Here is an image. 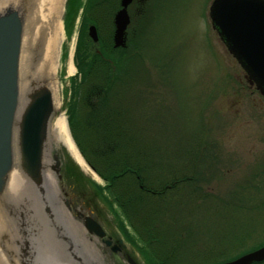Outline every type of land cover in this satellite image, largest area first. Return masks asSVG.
<instances>
[{"label":"rangeland","instance_id":"rangeland-1","mask_svg":"<svg viewBox=\"0 0 264 264\" xmlns=\"http://www.w3.org/2000/svg\"><path fill=\"white\" fill-rule=\"evenodd\" d=\"M212 1L146 0L142 12L132 16L127 40L130 39V45L139 43V52L148 67V73L142 75L146 82L151 81L148 86L152 88L144 87L146 100L142 112L151 119H158L156 125L164 129L167 143L171 141L172 129H176V135L183 140L194 143L198 141V130L205 127L203 142L208 141L207 144L214 147L213 158L208 157L202 164V172L207 177L205 189L237 206L239 213L234 216L249 232L250 236L244 238V247H250L264 238V98L255 88L249 87L242 68L227 53L212 29L209 19ZM80 3L70 36L63 17L60 21L63 39L59 75L63 83L62 112L68 123L72 79L80 80L75 61L80 24L85 15L79 14L84 0ZM105 20L108 26L101 34L106 39L111 31L114 32L110 26L113 17L106 16ZM45 21L48 22V17ZM98 35L100 39V32ZM71 55L76 69L74 75L67 73ZM95 174L98 181L85 176L69 162L64 167L65 185L83 192L94 207L103 208L107 215L111 212L118 216L129 228L138 249H142V243L118 205L106 201L109 194L103 188L107 183ZM219 210L212 209L207 227H203L200 219L191 221L199 228L205 242L233 229L232 217L221 221L217 218V215L220 217ZM226 213L231 214L228 210L224 215ZM224 215L222 211V217ZM0 222L7 223L3 216H0ZM8 234L9 228L5 224L0 234V249L4 251L2 257L9 262ZM89 244L96 253L94 241ZM96 254L103 263V254Z\"/></svg>","mask_w":264,"mask_h":264},{"label":"trees","instance_id":"trees-1","mask_svg":"<svg viewBox=\"0 0 264 264\" xmlns=\"http://www.w3.org/2000/svg\"><path fill=\"white\" fill-rule=\"evenodd\" d=\"M80 7V1L69 0L64 19L69 36ZM84 17L75 53L80 80L72 79L69 125L81 154L107 183L106 201L118 205L142 243L147 262L221 264L264 246L263 238L244 247L250 234L234 216L237 206L205 189L202 164L214 150L203 142L205 127L198 130L194 143L172 129L173 140L167 143L164 129L156 125L158 119L142 112L144 87L152 86L142 75L148 67L139 43L130 45L129 39L126 48L115 49L111 31L106 39L100 32V41L94 44ZM216 208L221 209L220 217L216 214L220 221L232 217L233 229L205 242L192 222L200 219L207 227ZM227 210L231 214L224 215Z\"/></svg>","mask_w":264,"mask_h":264},{"label":"water","instance_id":"water-1","mask_svg":"<svg viewBox=\"0 0 264 264\" xmlns=\"http://www.w3.org/2000/svg\"><path fill=\"white\" fill-rule=\"evenodd\" d=\"M36 1L11 0L0 5V216L7 225L10 217L19 218L21 228L26 232L25 246L18 255L20 264H59V258H56L59 249H63L65 261L69 264H93L90 255L106 264L98 258L97 252L92 251L87 239L88 235L103 239L102 227L90 215H82L80 219L69 209L73 187L65 185L64 167L69 162L76 163L52 130L56 110L49 87H31L24 108L19 110L23 42ZM131 1L123 0V8L115 16V49L127 46L130 25L127 8ZM68 3L69 0H65L63 20ZM209 19L227 53L242 68L249 87L255 88L264 98V0H213ZM88 36L95 44L99 43L94 26L89 28ZM47 159L50 160L48 164ZM15 170H19L36 192L40 208L38 215L50 225L49 228L39 227L29 219L34 215L32 210L27 217L8 201V187ZM47 173L55 178L56 193L46 180ZM262 262L264 246L221 264Z\"/></svg>","mask_w":264,"mask_h":264},{"label":"bare ground","instance_id":"bare-ground-1","mask_svg":"<svg viewBox=\"0 0 264 264\" xmlns=\"http://www.w3.org/2000/svg\"><path fill=\"white\" fill-rule=\"evenodd\" d=\"M9 1L11 0H0V5L6 4ZM36 4V8L31 12L27 36L23 42V51L20 62L19 110L21 111L24 108L30 89L36 85L48 86L53 94L56 110V116L52 123L53 132H55L57 137L66 145L76 165L81 167L92 179L98 181L94 170L89 166L81 154L68 126V120L64 112H62L64 97L63 83L60 80L59 68L63 35L60 21L64 10L65 0H37ZM44 13H46L47 16H45ZM45 17H48V22L45 21ZM72 55L69 59L67 68V73L69 75H74L76 71L73 65ZM46 163H50V160L47 159ZM46 180L50 188L53 189V193H56L57 183L55 178L52 177L50 173H47ZM35 194L36 192L33 190L27 179L19 172V170H15L11 176L8 187V201L10 200L11 205L18 207L21 209V212L26 213L27 217L32 213V210L34 215L29 219H31L35 225H39V227L40 225H43L44 227L49 228L50 225L46 224L47 222L41 217V215H38L40 208L38 207L39 204ZM63 216H65V213H63ZM18 219L19 218L15 219L14 217H10L8 225L5 223L9 228L7 239L9 244L7 245V252L10 255L8 254V262L2 257L4 251L0 249V264H19L18 255H20L21 247L25 246V238L27 237L25 236L26 232L21 228L23 226H21ZM5 224L0 222L1 235ZM62 251L59 249V253L56 257L57 259L59 258V264H69L65 261L66 258ZM89 258L93 264H101L96 257L90 255Z\"/></svg>","mask_w":264,"mask_h":264},{"label":"flooded vegetation","instance_id":"flooded-vegetation-1","mask_svg":"<svg viewBox=\"0 0 264 264\" xmlns=\"http://www.w3.org/2000/svg\"><path fill=\"white\" fill-rule=\"evenodd\" d=\"M71 1L72 0H70V2ZM122 1L123 0H84L83 7L79 14L83 12V14H85L84 16L88 18V23L85 24L87 32L91 26H94L98 33L103 31V29L108 26V23L105 22L106 16L113 17L110 26L111 29L113 28L115 31V16L123 8ZM145 2L146 0H132L129 4L127 8L130 17L128 29L132 23V16L142 12L141 9ZM84 16L83 18H85ZM83 18L81 20L82 22ZM81 26L82 23L80 24V27ZM71 193L73 198L71 200L72 203L69 205V209L72 213L77 215L80 219H82V215H90L99 223L105 232V237L103 239L88 234L87 239H89V241H94L97 252L103 254V259L106 264H149L142 255L141 250L138 249L136 242L132 239L129 228L118 216H113L111 212L107 215L103 211V208L94 207L93 204L90 203L91 200L87 198L83 192L75 188L71 189ZM111 217L113 218L111 219Z\"/></svg>","mask_w":264,"mask_h":264}]
</instances>
